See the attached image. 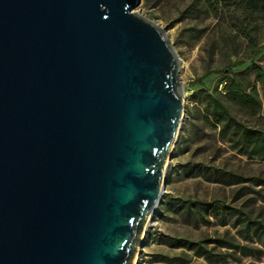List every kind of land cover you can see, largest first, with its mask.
<instances>
[{
    "label": "water",
    "instance_id": "obj_1",
    "mask_svg": "<svg viewBox=\"0 0 264 264\" xmlns=\"http://www.w3.org/2000/svg\"><path fill=\"white\" fill-rule=\"evenodd\" d=\"M141 0H0V264H136L186 114Z\"/></svg>",
    "mask_w": 264,
    "mask_h": 264
},
{
    "label": "rangeland",
    "instance_id": "obj_2",
    "mask_svg": "<svg viewBox=\"0 0 264 264\" xmlns=\"http://www.w3.org/2000/svg\"><path fill=\"white\" fill-rule=\"evenodd\" d=\"M135 10L170 39L186 102L164 194L136 264H264V230L254 225L264 224V184L257 183L264 155L235 145L209 117L221 93L234 116L264 131V89L252 64L264 67V19L205 0H141ZM218 168L241 179L231 181ZM194 200L214 207L188 213L184 206ZM179 238L197 244L179 245Z\"/></svg>",
    "mask_w": 264,
    "mask_h": 264
},
{
    "label": "trees",
    "instance_id": "obj_3",
    "mask_svg": "<svg viewBox=\"0 0 264 264\" xmlns=\"http://www.w3.org/2000/svg\"><path fill=\"white\" fill-rule=\"evenodd\" d=\"M205 2L208 7H214L216 9H219L221 5L235 6V9L238 8L239 10H242L246 15H256L264 19V0H205ZM246 61L248 60H242L241 63ZM252 64L256 78L264 89V67L254 61H252ZM223 98L224 96L221 93L213 98L210 103V119L215 123L222 125L223 134L225 135L226 133H229V137L235 145L240 146L247 152L259 151L264 155V131L256 127H251L240 121L232 114L231 108ZM217 171L223 174L225 173L231 181L241 179V177L235 173L224 171L219 168ZM257 183L264 184V179L259 178ZM184 207L187 209L188 213H191L194 207L199 213H203L204 211L213 208L214 203L194 200L189 201L188 204L186 203V206ZM226 207H228V205H226ZM254 225L256 231L259 229L264 230V224L262 222L254 221ZM178 241L179 245H188L189 248H193L197 244V241H193L189 238H179Z\"/></svg>",
    "mask_w": 264,
    "mask_h": 264
},
{
    "label": "bare ground",
    "instance_id": "obj_4",
    "mask_svg": "<svg viewBox=\"0 0 264 264\" xmlns=\"http://www.w3.org/2000/svg\"><path fill=\"white\" fill-rule=\"evenodd\" d=\"M178 57H179V56H178ZM179 62H180V59H179ZM179 64H180V63H179ZM179 69H180V65H179ZM169 164H170V163H169ZM154 215H155V214H154ZM154 215H153V216H154ZM153 216H152V218H153ZM152 218H151V220L149 221L148 225H150V224L152 223V222H151V221H152ZM137 257H138V256H137Z\"/></svg>",
    "mask_w": 264,
    "mask_h": 264
}]
</instances>
